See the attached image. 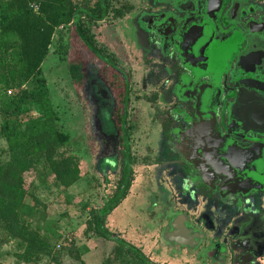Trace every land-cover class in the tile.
<instances>
[{"label":"flooded vegetation","instance_id":"obj_1","mask_svg":"<svg viewBox=\"0 0 264 264\" xmlns=\"http://www.w3.org/2000/svg\"><path fill=\"white\" fill-rule=\"evenodd\" d=\"M116 8L129 17L143 78L154 83L149 100L160 104L148 115L164 149L153 164L178 178L162 202L143 204L144 218L183 258L175 264H264V0H126ZM100 53L110 60L92 53L100 93H108L117 141L125 127L129 143L131 63L123 70Z\"/></svg>","mask_w":264,"mask_h":264},{"label":"rangeland","instance_id":"obj_2","mask_svg":"<svg viewBox=\"0 0 264 264\" xmlns=\"http://www.w3.org/2000/svg\"><path fill=\"white\" fill-rule=\"evenodd\" d=\"M125 1L110 0V7L119 6ZM128 23L129 17L125 12L122 17L116 18L110 11L101 20L86 22L85 25L93 43L101 52L114 55L117 66L123 70L130 69L127 62L129 59L132 71V97L131 105H128L129 147L133 159L131 181L126 195L105 216L103 224L113 235L137 246L151 261L175 264L180 260L182 263L183 258L172 253L170 247L158 240L157 222H149L143 214V204L151 206L160 203L168 195L167 189L170 190V180L173 177L167 166H154L163 158L164 149L158 153L160 140L155 136L158 124L156 121L149 122L148 115L155 114L160 104L149 100L154 83L148 77L143 78L146 66L140 60V51L129 39ZM140 33L138 29L134 31V38ZM78 60L81 62L79 69L82 72V61L86 65L82 80L75 86V82L73 84L70 80L68 64ZM98 62L71 24L55 28L40 72L56 111L57 124L69 136V149L82 161L86 173L78 176L64 189L51 176L42 179L39 165L22 174L23 186L29 189L33 198L25 199L20 216L46 238L56 259L51 261L46 255H41L36 262L27 264H107L104 259L112 248L113 241L91 233L85 237L82 233L87 209L99 208L113 192L120 161L117 137L108 115V93L101 95L103 86L96 77L95 66ZM22 86L28 87L29 84L24 83ZM3 89L0 86V101L7 98ZM4 148V141L0 137V162L6 158ZM146 178L149 179L144 186ZM186 204L192 206L190 200ZM62 234L71 236L73 247L79 250V260L54 249L53 244ZM21 248V244L7 237L0 228V264H18L21 260L16 258L15 253Z\"/></svg>","mask_w":264,"mask_h":264},{"label":"trees","instance_id":"obj_3","mask_svg":"<svg viewBox=\"0 0 264 264\" xmlns=\"http://www.w3.org/2000/svg\"><path fill=\"white\" fill-rule=\"evenodd\" d=\"M110 11L114 17L123 14L120 8L110 9V0H0V86L7 97L0 101V137L6 154L0 162V228L21 244V250L15 253L18 260L36 262L41 255L56 260L46 238L20 216L25 199L33 198L23 186L22 174L39 165L42 179L51 176L64 189L86 173L82 161L69 149V136L57 124L56 111L40 72L41 63L55 28L66 24H71L88 50L110 61L100 53L85 26ZM79 64V60L68 64L75 86L84 72ZM24 83L29 86L23 87ZM7 88L12 90L10 95L5 93ZM121 132L114 190L102 206L87 209L82 233L85 237L91 233L114 241L104 259L107 264H156L129 242L115 237L103 224L105 216L126 195L131 179L127 128L122 127ZM58 251L74 260L80 259L72 242H62Z\"/></svg>","mask_w":264,"mask_h":264},{"label":"built area","instance_id":"obj_4","mask_svg":"<svg viewBox=\"0 0 264 264\" xmlns=\"http://www.w3.org/2000/svg\"><path fill=\"white\" fill-rule=\"evenodd\" d=\"M5 93L10 95L12 93V90L10 88H7L5 90ZM62 242H71V236L67 235V234H62L58 240L53 244L54 245V249H58L60 247V244ZM28 262H25V261H20L18 264H27Z\"/></svg>","mask_w":264,"mask_h":264}]
</instances>
